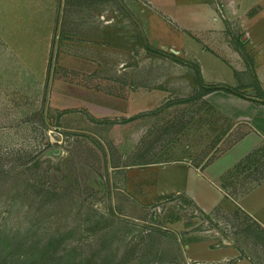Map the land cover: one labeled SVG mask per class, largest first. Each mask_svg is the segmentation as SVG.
<instances>
[{
    "label": "rangeland",
    "instance_id": "1",
    "mask_svg": "<svg viewBox=\"0 0 264 264\" xmlns=\"http://www.w3.org/2000/svg\"><path fill=\"white\" fill-rule=\"evenodd\" d=\"M44 1L40 47L0 31V264H264V228L238 208L264 144L207 168L235 120L200 98L197 63L228 78L202 49L238 29L228 1Z\"/></svg>",
    "mask_w": 264,
    "mask_h": 264
},
{
    "label": "crops",
    "instance_id": "2",
    "mask_svg": "<svg viewBox=\"0 0 264 264\" xmlns=\"http://www.w3.org/2000/svg\"><path fill=\"white\" fill-rule=\"evenodd\" d=\"M19 1L17 6L20 14L17 16L19 21H13L9 17L11 13L4 10L2 14L6 16V21L3 24L0 21V31L8 32L11 41H15L20 46L26 45L29 51H32L34 45L40 47L42 44L38 41L33 29L37 26L38 19L40 17L42 19L41 15L44 12L47 14V19H50L47 12L49 5L44 0L38 3H31L29 0ZM227 1L230 12L234 14L233 19L238 21V29L235 31L208 30L202 35L204 44L208 46L203 45L202 49L215 61L222 62L229 68L227 78L229 80L222 76L221 72L212 68L205 69L202 64L197 63V74L203 85V92L199 94L200 98L216 105L229 120H235L234 124L222 133L216 144L218 148L225 149V152L217 161L206 166L215 168L219 165L223 167V170L233 165L234 162L230 159L235 154H239L237 159L240 160L252 149L264 144V0ZM192 8L191 16L199 18V11L195 6ZM206 8L209 11V6ZM22 16H26L25 33L22 32L21 21L23 20H20ZM201 16L204 20L203 14ZM210 19L216 22L218 17L211 15ZM47 33L49 35L50 30ZM46 44L48 46V43ZM193 65L192 61L190 72L187 74L192 87L196 83ZM221 68L224 67L221 66ZM208 84H217L221 88L205 92V86ZM223 87H228L232 91H227ZM229 136H234V139L228 140ZM190 161L191 164L188 162L186 164L192 168L196 164ZM253 181L250 187L245 188L246 192L241 196L243 199L238 204V208L252 216L257 224L264 228V197L261 196L259 199L251 197L252 193L261 187L260 184H263L264 179ZM185 191L191 196L192 193L194 194L191 189L185 188Z\"/></svg>",
    "mask_w": 264,
    "mask_h": 264
},
{
    "label": "trees",
    "instance_id": "3",
    "mask_svg": "<svg viewBox=\"0 0 264 264\" xmlns=\"http://www.w3.org/2000/svg\"><path fill=\"white\" fill-rule=\"evenodd\" d=\"M196 81L198 82V83H202V81H201V78H200V76L199 75H196ZM206 88H205V92L206 91H209V90H213V89H217V88H221L219 85H217V84H208V85H206L205 86ZM225 90H227V91H232L230 88H228V87H223Z\"/></svg>",
    "mask_w": 264,
    "mask_h": 264
},
{
    "label": "water",
    "instance_id": "4",
    "mask_svg": "<svg viewBox=\"0 0 264 264\" xmlns=\"http://www.w3.org/2000/svg\"><path fill=\"white\" fill-rule=\"evenodd\" d=\"M55 152V151H54Z\"/></svg>",
    "mask_w": 264,
    "mask_h": 264
}]
</instances>
